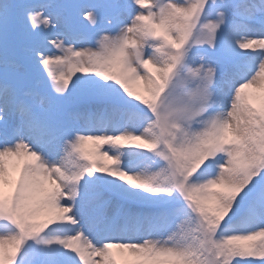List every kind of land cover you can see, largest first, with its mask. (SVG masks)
<instances>
[{
  "label": "snow or ice",
  "instance_id": "snow-or-ice-1",
  "mask_svg": "<svg viewBox=\"0 0 264 264\" xmlns=\"http://www.w3.org/2000/svg\"><path fill=\"white\" fill-rule=\"evenodd\" d=\"M0 264H264V0H0Z\"/></svg>",
  "mask_w": 264,
  "mask_h": 264
}]
</instances>
